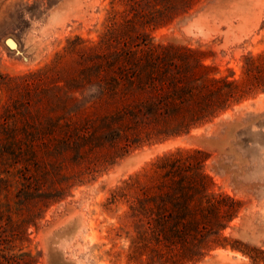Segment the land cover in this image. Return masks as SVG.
<instances>
[{
    "label": "trees",
    "instance_id": "obj_1",
    "mask_svg": "<svg viewBox=\"0 0 264 264\" xmlns=\"http://www.w3.org/2000/svg\"><path fill=\"white\" fill-rule=\"evenodd\" d=\"M128 15L117 22V13H111L93 45L73 40L34 72L0 75V264H35L30 251L17 247L19 223L27 212L35 226L55 193L67 188V155H101L106 149L93 142L110 134L109 150L161 143L264 92V52L245 57L237 79L214 77L196 52L154 44L141 15ZM128 135L131 142L124 140ZM203 162L200 150L176 149L122 181L121 196L135 194L131 217L153 237L136 238L131 247H188L197 240L202 257L206 245L208 251L226 246L218 243L225 242L219 234L239 202L211 191ZM169 233L177 235L175 241ZM229 248L250 264H264L263 250ZM168 253L158 254L162 264L190 262L186 248Z\"/></svg>",
    "mask_w": 264,
    "mask_h": 264
},
{
    "label": "rangeland",
    "instance_id": "obj_2",
    "mask_svg": "<svg viewBox=\"0 0 264 264\" xmlns=\"http://www.w3.org/2000/svg\"><path fill=\"white\" fill-rule=\"evenodd\" d=\"M128 5L127 0H0V75L34 72L73 40L97 43L113 12L117 22L121 14L129 12L131 18L139 13L154 44L196 52L214 77L237 79L243 59L264 52V0H140ZM111 137L93 142L106 149L101 155L74 152L63 159L67 188L55 193V202L35 226L27 212L22 216L17 247L30 251L35 264H162L159 253L184 248L191 255L187 264H250L229 247L264 251V92L161 143L116 151L107 147ZM124 140L131 142L132 135ZM176 149L202 151L211 191L239 202L236 216L219 234L225 242L218 243L226 246L208 251L206 245L202 257L197 240L188 247H131L136 238L150 242L153 237L131 217L128 206L134 205L135 194L131 190L130 198L121 196V183ZM96 157L104 161L100 166ZM169 236L176 240L177 235Z\"/></svg>",
    "mask_w": 264,
    "mask_h": 264
},
{
    "label": "snow or ice",
    "instance_id": "obj_3",
    "mask_svg": "<svg viewBox=\"0 0 264 264\" xmlns=\"http://www.w3.org/2000/svg\"><path fill=\"white\" fill-rule=\"evenodd\" d=\"M8 46L9 47H12L13 46L11 41L8 42Z\"/></svg>",
    "mask_w": 264,
    "mask_h": 264
}]
</instances>
